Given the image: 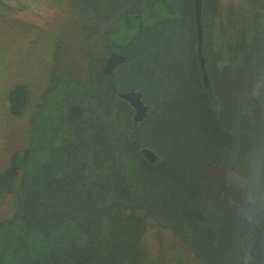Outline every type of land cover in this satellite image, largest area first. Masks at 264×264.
Instances as JSON below:
<instances>
[{
	"label": "trees",
	"instance_id": "obj_1",
	"mask_svg": "<svg viewBox=\"0 0 264 264\" xmlns=\"http://www.w3.org/2000/svg\"><path fill=\"white\" fill-rule=\"evenodd\" d=\"M201 1L203 11L215 4ZM67 3L85 14L86 36L93 20L115 10L107 21L112 28L105 31V49L126 55V62L105 75L101 59L90 55L83 78L66 72L48 75L29 116L26 145L13 151L0 171V200L8 194L14 200L10 215L0 220V264H139L145 217L170 230L201 264L237 261V253L249 247L241 219L210 192L202 170L232 149L227 131L237 129L228 124L245 126L241 141L234 140L252 150L257 143L264 145L259 130L264 123L234 117L243 102L239 80L232 82L238 86L231 91L222 85L215 89L214 105L205 90L196 92L199 71L188 63L192 0H177L175 9L167 0ZM171 17L181 32L174 51L165 42L159 46L154 37ZM147 47L158 54L157 60L173 62L131 65L138 83L130 89L141 91L147 105L134 123L133 109L111 87L119 91V70L140 59ZM257 66L240 65L249 76L246 93ZM29 95L23 84L12 85L6 94L9 112L20 115ZM142 147L156 159L147 161L139 152ZM257 179L253 187L260 191L264 167ZM197 211L213 221V240L204 234Z\"/></svg>",
	"mask_w": 264,
	"mask_h": 264
},
{
	"label": "rangeland",
	"instance_id": "obj_2",
	"mask_svg": "<svg viewBox=\"0 0 264 264\" xmlns=\"http://www.w3.org/2000/svg\"><path fill=\"white\" fill-rule=\"evenodd\" d=\"M19 2L24 5L27 2L26 8L29 11L34 7L38 12L33 15L36 18H25L31 26L21 20H14L10 26L3 27L0 18V82L4 83L5 71H17L18 75L20 72L23 79L16 74L13 76V83L23 81V84L28 86L30 95L19 118L0 111V141L4 138L0 144V171L8 165L10 154L26 145L29 116L50 72H66L83 78L89 56L105 55L102 43L106 41L107 36L101 35L104 39L100 42L98 34L94 31V27L99 28L98 22L93 20L90 26L88 25L92 31L91 35L86 36L82 27L85 14L68 5L67 0H0V13L9 16L18 14L13 11L12 6ZM167 4L175 9L177 0H167ZM43 9L47 12L44 13ZM177 25L171 17L165 29L155 33L154 37L157 38L159 46H163L165 42L171 51L176 47L179 49L181 32ZM13 48L20 52L13 53ZM157 55L152 51V47H147L140 59L136 62L129 61L123 66L118 72L121 73V81H116L115 84L119 91L131 90L130 87L138 83V74L132 64H142L149 68L157 63L161 65L167 62L157 60ZM117 70L118 68L114 69V73ZM148 89L151 90L150 85ZM54 98L56 96H53L50 105H53ZM50 112H53L52 108L46 111L52 114ZM13 205L14 200L10 194L0 200V220L10 215ZM139 248V264H200L170 230L157 226L155 220L150 217L143 219Z\"/></svg>",
	"mask_w": 264,
	"mask_h": 264
},
{
	"label": "flooded vegetation",
	"instance_id": "obj_3",
	"mask_svg": "<svg viewBox=\"0 0 264 264\" xmlns=\"http://www.w3.org/2000/svg\"><path fill=\"white\" fill-rule=\"evenodd\" d=\"M199 1V24L201 26L199 53L202 57V65L198 60L193 7L192 39L189 45L192 59H188V63H193L194 69L199 71V85H194L196 92L199 93L202 89L205 90L211 99V104L214 105L216 103L214 98L215 89L218 91L222 85L224 90L231 91L238 86L232 82L239 80V83L242 84V90H244L241 93L243 102L238 109H234L236 112L234 117L239 122L256 118L258 122L264 123V0H215V4L212 3L206 11H203L202 1ZM114 12L115 10L110 12L108 18L101 17L94 20V22H98L99 28L94 27V31L98 34L100 42L105 37V31L112 28L107 24V21ZM203 23H205V27ZM82 27L85 30L83 24ZM187 32L189 33V29H187ZM105 43L104 40L102 49H104L105 55L103 57L98 56L101 59L100 70L102 65L106 63L109 54L116 53L107 51ZM205 48L207 49V59ZM125 62L126 59L120 64ZM165 63L172 62L167 61ZM243 63H256L258 65L254 85L248 93L245 92L244 85L249 76L244 75V71L240 67ZM120 64H116L111 69V73L107 75H112L113 70ZM207 66L208 71H206ZM214 72L220 73L222 78H217ZM203 73L205 81L202 79ZM219 81H223V83L219 84ZM227 127L237 129L227 131L230 140L227 145L228 148L232 147V149L220 154L218 161H211L202 171L204 182L210 186V192L224 203L228 210L237 213L239 216L240 189L242 184L249 181L250 172L248 168L253 149L241 148L246 146L240 145L234 140L235 136H243V129L245 128L243 124L233 123L228 124ZM259 130L264 137V124L260 126ZM237 140L240 142L241 137H238ZM258 192L264 193V188ZM196 214L204 234L210 240H213L216 233L213 221L203 217L200 211H197ZM240 223L242 225L241 233L249 244V247L242 248V250L251 254V264H264V211L258 214L255 222L244 223L240 220ZM223 262L224 264H238L237 261L224 260Z\"/></svg>",
	"mask_w": 264,
	"mask_h": 264
},
{
	"label": "clouds",
	"instance_id": "obj_4",
	"mask_svg": "<svg viewBox=\"0 0 264 264\" xmlns=\"http://www.w3.org/2000/svg\"><path fill=\"white\" fill-rule=\"evenodd\" d=\"M264 167V145L257 143L250 156L249 181L241 185L239 216L244 223H253L264 211V193L258 192L253 185L258 183V175ZM252 256L247 252L237 253L238 264H251Z\"/></svg>",
	"mask_w": 264,
	"mask_h": 264
},
{
	"label": "water",
	"instance_id": "obj_5",
	"mask_svg": "<svg viewBox=\"0 0 264 264\" xmlns=\"http://www.w3.org/2000/svg\"><path fill=\"white\" fill-rule=\"evenodd\" d=\"M192 7H193V15H194V22H195V37H196V45H197V52H198V60L202 65V57L200 55V46H201V26L199 24V9H200V1L199 0H192ZM126 55L110 53L106 63H104L101 67V72L104 74H110L111 69L116 65L120 64L121 62L125 61ZM203 81H205L204 73L202 75ZM111 90L115 95L127 102L133 109L132 121L135 123L140 121L145 112L147 110V105L142 102L141 99V92L137 90H127V91H115L113 87ZM139 152L141 155L149 162H152L156 159L155 154L147 148H140Z\"/></svg>",
	"mask_w": 264,
	"mask_h": 264
},
{
	"label": "crops",
	"instance_id": "obj_6",
	"mask_svg": "<svg viewBox=\"0 0 264 264\" xmlns=\"http://www.w3.org/2000/svg\"><path fill=\"white\" fill-rule=\"evenodd\" d=\"M62 1V0H61ZM34 4H36V3H34ZM26 6H27V2H26V5H24L22 2H19V3H17V4H13V11L15 12V13H18V14H16V15H11V16H9V15H6V14H2V13H0V18L2 19V26L3 27H8V26H10L11 25V23L14 21V20H21L22 22H25V23H28L27 25L28 26H31V24L25 19L27 16L28 17H33V15H37V12H38V10H36L34 7H33V9H30V11L26 8ZM43 12L44 13H46L47 12V10L46 9H43ZM33 18H36V16L35 17H33ZM15 43V45L18 43V40L17 41H15L14 42ZM13 53H15V52H20V51H18L16 48L14 49L13 48ZM17 74V76L18 77H20V79H23V74L22 73H20L19 72V75H18V73H17V71H16V73H14V71L13 72H7V71H5V74H3L4 75V77H5V80L3 79V81H4V83H2V82H0V111H1V113H7V114H9L10 112H9V109H8V102H7V96H6V94H7V91L9 90V88L12 86V85H14V84H17V83H13V76L14 75H16ZM19 83V82H18ZM20 84H23V81H21L20 82ZM24 85V84H23ZM27 89H29L28 88V86L27 85H24ZM11 114V113H10ZM12 115V114H11ZM12 116H14L15 118H19V115H12ZM4 139V138H3ZM2 139V140H3ZM2 140L0 141V144H1V142H2Z\"/></svg>",
	"mask_w": 264,
	"mask_h": 264
}]
</instances>
